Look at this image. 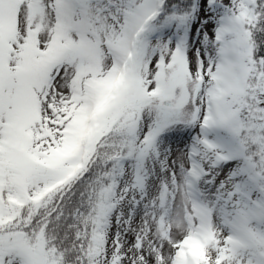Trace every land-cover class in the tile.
I'll return each mask as SVG.
<instances>
[{"label": "snow or ice", "instance_id": "1", "mask_svg": "<svg viewBox=\"0 0 264 264\" xmlns=\"http://www.w3.org/2000/svg\"><path fill=\"white\" fill-rule=\"evenodd\" d=\"M0 264H264V0H0Z\"/></svg>", "mask_w": 264, "mask_h": 264}]
</instances>
